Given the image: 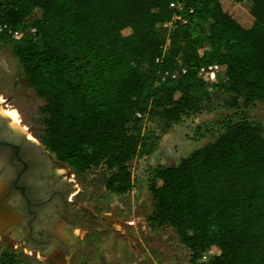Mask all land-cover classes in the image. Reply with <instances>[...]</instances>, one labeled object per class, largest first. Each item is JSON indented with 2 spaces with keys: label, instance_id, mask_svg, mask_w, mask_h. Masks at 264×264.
Segmentation results:
<instances>
[{
  "label": "trees",
  "instance_id": "trees-1",
  "mask_svg": "<svg viewBox=\"0 0 264 264\" xmlns=\"http://www.w3.org/2000/svg\"><path fill=\"white\" fill-rule=\"evenodd\" d=\"M170 1L0 0V44L44 99L41 143L74 172L102 167L111 194L128 193L131 160L212 94L264 103V0L247 13L234 0H187V23L165 31ZM210 64L222 68L214 81L198 74ZM146 187L148 221L175 232L190 264L206 252L201 264H264V125L223 120L213 141L148 171Z\"/></svg>",
  "mask_w": 264,
  "mask_h": 264
},
{
  "label": "rangeland",
  "instance_id": "rangeland-1",
  "mask_svg": "<svg viewBox=\"0 0 264 264\" xmlns=\"http://www.w3.org/2000/svg\"><path fill=\"white\" fill-rule=\"evenodd\" d=\"M234 2L248 12L250 0ZM215 74L221 76L222 71L217 70ZM228 96L223 92L212 94L203 102L200 111L165 129L156 149L149 155L134 157L129 163L133 187L126 194L106 191L102 167L74 172L63 164L64 170L58 172L69 168L68 172L73 174L69 177L74 179L71 184L76 185L73 190L77 193L72 197L74 204L90 212L104 226H75L73 233L61 226L63 236L70 241L69 249L64 252L29 248L20 237L0 234V254L12 255L15 264H190L189 251L178 241L175 232L170 227H157L148 221L153 202L146 177L152 168L174 166L192 150L213 141L221 132V122L227 118L245 117L264 125V103L242 106L239 100L238 106L230 107L225 102ZM0 97L5 110L18 112L20 128L23 125L31 140L43 146L40 135L44 99L35 94L10 47L3 44H0ZM209 254L204 253L192 264H201Z\"/></svg>",
  "mask_w": 264,
  "mask_h": 264
},
{
  "label": "flooded vegetation",
  "instance_id": "flooded-vegetation-1",
  "mask_svg": "<svg viewBox=\"0 0 264 264\" xmlns=\"http://www.w3.org/2000/svg\"><path fill=\"white\" fill-rule=\"evenodd\" d=\"M38 147V142L15 130L10 119L0 114V234L20 237L29 248L64 252L70 241L59 228L73 233L75 226L96 227L83 220L96 219L74 204L77 192L69 168L58 172L65 165Z\"/></svg>",
  "mask_w": 264,
  "mask_h": 264
},
{
  "label": "built area",
  "instance_id": "built-area-1",
  "mask_svg": "<svg viewBox=\"0 0 264 264\" xmlns=\"http://www.w3.org/2000/svg\"><path fill=\"white\" fill-rule=\"evenodd\" d=\"M168 6L172 10V15H171V17L168 20L164 21L162 23V25H161V28L163 30H165V31H169L170 28L173 25H175L176 23H180V24L187 23L189 15L193 12V8L187 5V0H171L169 2ZM0 29L4 30V29H6V27L4 25H0ZM7 32L9 34H11V36L14 37V38H19L21 36V34H22L20 31H12V30H9V29L7 30ZM217 70L218 71H220V70L222 71V68L219 65H217V64H210V65H207L205 67H201L199 69L198 74L200 76H203L204 74H206L205 77L208 76V78L211 81H213V80H215V77H216L215 72ZM165 76H170L171 78H174V77H176V73H174V72L173 73L165 72L162 75V79ZM146 125L149 127L150 124L147 123ZM202 260H205V259L202 258Z\"/></svg>",
  "mask_w": 264,
  "mask_h": 264
},
{
  "label": "bare ground",
  "instance_id": "bare-ground-1",
  "mask_svg": "<svg viewBox=\"0 0 264 264\" xmlns=\"http://www.w3.org/2000/svg\"><path fill=\"white\" fill-rule=\"evenodd\" d=\"M0 100L2 101V98L0 97ZM0 114L3 116H6L8 118H10V125L15 129V130H21L22 132H26L27 133V137L32 139L31 135L28 134V132L26 131V128L22 127L20 128V116L18 114V112L14 109L12 110H5V109H0ZM58 170H64V169H58ZM61 172V171H59ZM63 172V171H62ZM78 229V228H77ZM78 231V230H77Z\"/></svg>",
  "mask_w": 264,
  "mask_h": 264
},
{
  "label": "water",
  "instance_id": "water-1",
  "mask_svg": "<svg viewBox=\"0 0 264 264\" xmlns=\"http://www.w3.org/2000/svg\"><path fill=\"white\" fill-rule=\"evenodd\" d=\"M38 148H39V149L41 148L42 150H44V147H43L41 144H39V147H38ZM26 198H28V197L26 196ZM30 205H31V202L27 200V201H26V204H25V207H26L27 209H29V208H30ZM83 220L89 222V224H90L91 226H96V227H98V228H102V227L104 226L100 220H90V219H88V218H85V219H83Z\"/></svg>",
  "mask_w": 264,
  "mask_h": 264
}]
</instances>
